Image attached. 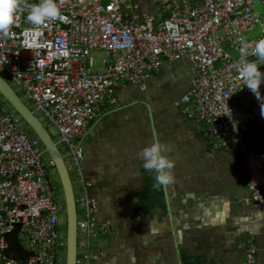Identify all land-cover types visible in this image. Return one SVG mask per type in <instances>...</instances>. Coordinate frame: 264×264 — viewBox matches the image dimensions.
Returning a JSON list of instances; mask_svg holds the SVG:
<instances>
[{
    "label": "built area",
    "instance_id": "built-area-1",
    "mask_svg": "<svg viewBox=\"0 0 264 264\" xmlns=\"http://www.w3.org/2000/svg\"><path fill=\"white\" fill-rule=\"evenodd\" d=\"M258 1L264 9V0ZM36 3L19 0L10 35L0 34V71L32 102V112L56 128L58 143L67 149L65 165L74 171L77 186L75 264H98L105 252L92 246L109 230L107 222L97 219V202L87 191L80 141L100 107L117 103V82L143 87L165 59L188 58L198 69L175 105H184L186 117L205 127L211 151L239 148L250 171L243 202L264 219V153H253L243 144L248 124L261 115V102L243 86L238 72L241 60L252 61L256 41L264 39V12L256 0H157L166 13L161 19L130 12V0H57L63 18L42 26L27 19ZM254 28L255 35L247 37ZM96 51L106 56L100 72L93 70L91 53ZM260 92L264 96V83ZM242 95L251 96L247 108L238 104ZM4 102L0 95V264H60L66 246L59 216L64 207L41 159L46 151L36 147L22 118ZM48 165L54 167L51 159ZM4 236L22 247L26 263L8 253ZM255 254L249 240L245 264H254Z\"/></svg>",
    "mask_w": 264,
    "mask_h": 264
},
{
    "label": "crops",
    "instance_id": "crops-1",
    "mask_svg": "<svg viewBox=\"0 0 264 264\" xmlns=\"http://www.w3.org/2000/svg\"><path fill=\"white\" fill-rule=\"evenodd\" d=\"M130 4V12L166 16L157 0ZM256 4L263 13L260 1ZM251 60L264 71V60L255 55ZM198 74L183 57L165 59L143 87L117 82V103L102 105L81 139L87 191L97 202V219L109 225L92 246L105 252L98 264H245L249 240L256 248L254 264H264V219L243 202L250 171L239 148L211 151L205 127L176 109ZM250 100L242 95L238 104L247 108ZM156 142L175 162L174 183L167 186L154 187V170L143 168L140 153ZM243 144L264 153V115L248 124ZM260 184L264 189V170Z\"/></svg>",
    "mask_w": 264,
    "mask_h": 264
},
{
    "label": "clouds",
    "instance_id": "clouds-1",
    "mask_svg": "<svg viewBox=\"0 0 264 264\" xmlns=\"http://www.w3.org/2000/svg\"><path fill=\"white\" fill-rule=\"evenodd\" d=\"M19 11V0H0V34L10 35V29L16 23ZM56 18H63L57 0H40L39 3L32 5L27 16V19L36 26H42ZM12 34L14 35V33ZM254 55L259 60H264V39L256 41ZM238 72L244 82L243 86H247L257 100L261 102V114L264 115V96L260 92V85L264 83V71H261L256 62L242 59ZM165 151H167L166 146L156 142L145 147L140 153L143 159V168L155 172L154 187L174 183V175L171 170L174 169L175 162L162 154Z\"/></svg>",
    "mask_w": 264,
    "mask_h": 264
},
{
    "label": "water",
    "instance_id": "water-1",
    "mask_svg": "<svg viewBox=\"0 0 264 264\" xmlns=\"http://www.w3.org/2000/svg\"><path fill=\"white\" fill-rule=\"evenodd\" d=\"M223 47L226 49L225 44H223ZM0 95L31 128L34 134L41 141L45 151L49 154L50 159L54 163V167L57 171L62 187L65 206V264H75L77 254V214L74 191L68 170L64 162L65 155L60 153L57 144L55 143V141H53L45 126L1 74Z\"/></svg>",
    "mask_w": 264,
    "mask_h": 264
},
{
    "label": "rangeland",
    "instance_id": "rangeland-1",
    "mask_svg": "<svg viewBox=\"0 0 264 264\" xmlns=\"http://www.w3.org/2000/svg\"><path fill=\"white\" fill-rule=\"evenodd\" d=\"M40 0H37V3H39ZM91 56L93 58V70L96 71V72H100L103 70V66H102V59L105 58L106 56L104 55V53L102 52H99V51H96V52H92L91 53ZM0 74L7 80V82L13 87L16 89V87L13 85L12 81L2 72L0 71ZM18 92V91H17ZM18 95L20 96V98L25 102V104L30 108V109H33V105H32V102L29 101L28 99H26L22 93L18 92ZM4 105L6 107H8V109H12L11 106L5 101L4 102ZM180 109L182 110V108H185L184 105H181V107H177L176 109ZM13 110V109H12ZM37 117H39L42 121V123L44 124L45 128L47 129V131L49 132V134L51 135L53 141H55V143H57V147H58V150L60 151L61 154L63 155H66L67 154V149L65 147L64 144L62 143H58V133H57V130L56 128L53 126V125H49L48 123L45 122V120L43 119L42 115L40 114H37ZM153 115H151V119L153 121ZM148 119L150 121V117L148 116ZM23 126H24V129L25 131L27 132L28 136L31 138V140H37V145L36 147L40 150V151H43L44 150V146L42 145L41 141L38 139V137L34 134V132L31 130V128L23 121ZM152 128V126H151ZM41 159L43 161V163L46 165V168H47V171H48V178L50 180L53 181V183L56 185V189L58 191V194H59V200H60V203L63 205V210L62 212L60 213V218H61V222H62V228H64V226L66 227V216H65V206H64V197H63V191H62V187H61V184H60V181H59V177H58V174H57V171L55 169V167L53 166H50L48 165V161L50 159V156L47 152H43L42 153V156H41ZM64 159L66 162V164H68V156H64ZM68 173H69V176H70V179H71V182H72V186H73V191H75L76 195H77V186L75 184V174H74V171L72 169H69L68 170ZM80 217V212H79V215ZM66 230V229H64ZM63 236V240L65 241V234L62 235ZM4 239L8 242L10 248L12 249L11 251H9L11 254H13L14 256L16 257H19L18 259H20L23 263H26V253L22 250V247H18L15 245L14 241L12 240V238H10L9 236H4ZM15 242L17 243V241L15 240ZM18 242L21 243L20 246L23 245L24 243V238H22L21 236H19L18 238ZM95 246V243L93 244ZM80 249V248H79ZM93 250H95L96 248H92ZM62 262L60 264H65L64 262V249H62Z\"/></svg>",
    "mask_w": 264,
    "mask_h": 264
},
{
    "label": "trees",
    "instance_id": "trees-1",
    "mask_svg": "<svg viewBox=\"0 0 264 264\" xmlns=\"http://www.w3.org/2000/svg\"><path fill=\"white\" fill-rule=\"evenodd\" d=\"M65 229V226H64V228H63V230ZM65 231V230H64Z\"/></svg>",
    "mask_w": 264,
    "mask_h": 264
}]
</instances>
